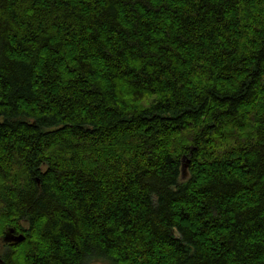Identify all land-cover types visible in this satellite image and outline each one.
I'll return each instance as SVG.
<instances>
[{"label": "trees", "instance_id": "trees-1", "mask_svg": "<svg viewBox=\"0 0 264 264\" xmlns=\"http://www.w3.org/2000/svg\"><path fill=\"white\" fill-rule=\"evenodd\" d=\"M8 232L0 264H264V0H0Z\"/></svg>", "mask_w": 264, "mask_h": 264}, {"label": "water", "instance_id": "water-1", "mask_svg": "<svg viewBox=\"0 0 264 264\" xmlns=\"http://www.w3.org/2000/svg\"><path fill=\"white\" fill-rule=\"evenodd\" d=\"M186 162H187V163H186ZM188 164H189V162L186 161V158L184 157V159H183V168H182V177H183V178H185L186 175H187ZM5 241L13 242V243H17V242H21V241H23V237H22V236H16V237L14 238V237L12 236V233H11V232H8V233L6 234Z\"/></svg>", "mask_w": 264, "mask_h": 264}, {"label": "rangeland", "instance_id": "rangeland-1", "mask_svg": "<svg viewBox=\"0 0 264 264\" xmlns=\"http://www.w3.org/2000/svg\"><path fill=\"white\" fill-rule=\"evenodd\" d=\"M5 237H6V234L0 237V254L4 253L11 247L7 244L8 241H5ZM87 264H109V263L100 259V260H92L88 262Z\"/></svg>", "mask_w": 264, "mask_h": 264}, {"label": "flooded vegetation", "instance_id": "flooded-vegetation-1", "mask_svg": "<svg viewBox=\"0 0 264 264\" xmlns=\"http://www.w3.org/2000/svg\"><path fill=\"white\" fill-rule=\"evenodd\" d=\"M7 244H8L9 246H11V245H13L14 243H12V242H8Z\"/></svg>", "mask_w": 264, "mask_h": 264}]
</instances>
